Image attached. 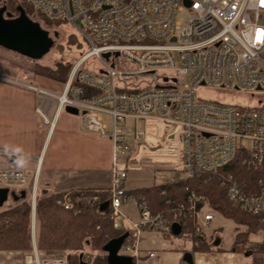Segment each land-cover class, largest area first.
Wrapping results in <instances>:
<instances>
[{"label": "built area", "instance_id": "obj_1", "mask_svg": "<svg viewBox=\"0 0 264 264\" xmlns=\"http://www.w3.org/2000/svg\"><path fill=\"white\" fill-rule=\"evenodd\" d=\"M5 1L27 3L48 21L83 33L89 50L73 61L60 93L18 83L35 93V113L49 128L68 105L78 110L85 131L110 140L115 217L123 204H132L138 218L130 228L137 232L172 233L176 223L181 231L202 235L213 214L195 190L185 187L183 201L167 199V210L155 211L146 196L123 187L130 171H180L204 182L216 178L231 206L264 225V179L247 182L238 173L240 167L264 168V100L247 106L195 93L198 85L264 90V0H0ZM90 58L96 64L85 67ZM28 184L24 171L0 167V188H8V198ZM35 196L33 181L34 256H25V263L68 264V255L37 254ZM122 249L127 254L132 247Z\"/></svg>", "mask_w": 264, "mask_h": 264}, {"label": "trees", "instance_id": "obj_2", "mask_svg": "<svg viewBox=\"0 0 264 264\" xmlns=\"http://www.w3.org/2000/svg\"><path fill=\"white\" fill-rule=\"evenodd\" d=\"M6 12L12 16L18 14L20 6L26 15L35 18L46 29L58 26L59 22H51L37 13L31 5L12 1L1 2ZM69 42H75L74 35L69 37ZM78 58V57H77ZM73 62L56 61L51 66L37 63L35 70L54 80L65 83ZM236 158L232 165H238ZM239 175L244 181L255 182L264 179V168L260 170H247L239 168ZM205 177L194 176L180 179L173 183L152 185L129 190L130 193L146 196L151 208L155 211L167 210V199L183 201L186 197L185 187L195 190L198 195L206 198L210 209L219 212L226 218L232 219L237 224L246 227L244 231L235 234L232 250L240 252L248 243L250 234L258 230L264 231L257 216L242 212L231 206L226 191L219 185L216 178L212 177L206 182ZM31 191L32 182L28 186L14 192L13 204L5 203L0 209V250L22 251L33 253L31 230ZM111 190L108 188H76L69 191L42 194L40 187H36L35 196V247L39 254L68 251V264H78L80 255L88 264H108L107 254L103 246L111 239L124 236L123 246L133 247L136 241L135 230L121 226L112 213L110 206ZM65 205L67 207H65ZM171 234V233H167ZM172 235V234H171ZM178 236H187L191 242V250L199 252L213 251L203 235L192 231L185 232L184 228ZM93 254L86 257L85 250ZM256 252H264V241Z\"/></svg>", "mask_w": 264, "mask_h": 264}, {"label": "rangeland", "instance_id": "obj_3", "mask_svg": "<svg viewBox=\"0 0 264 264\" xmlns=\"http://www.w3.org/2000/svg\"><path fill=\"white\" fill-rule=\"evenodd\" d=\"M0 2V7H1ZM6 13V12H5ZM33 19V18H31ZM34 20V19H33ZM36 21V20H35ZM46 29V28H44ZM48 31H55L57 35L52 36L53 44L51 49L40 59H31L22 56L16 52L7 50L0 47V148H5L10 144L17 143L13 138L16 135L28 133L29 128H33L36 132L44 134L43 130L48 127V124L44 121V118L29 112V103H27V109L19 105V101L29 99V96H33V108L37 103L35 93L27 89L23 84L19 83H31L33 85L40 86L48 91L54 93H60L63 85L46 75H42L35 70L37 63L46 66H51L56 61L60 62H73L80 54L89 50V45L81 32L76 26L68 23H60L58 26L47 29ZM74 35L75 42H69V37ZM94 58H90L85 64V67L92 68L95 65ZM19 82V83H18ZM196 96L199 99L219 101L228 104H240L247 106H256L260 101L264 100V90L255 91H239L231 88L212 87L209 85H198L195 87ZM21 97V99H19ZM18 98V99H17ZM22 104V103H21ZM24 106V105H23ZM54 108L49 116L51 119ZM80 119V115H72L64 110L61 116L56 121V130L50 141L48 147L46 161L59 163L61 165L66 164H80L88 166L94 164V161L88 160V156L91 154V143L86 136H74L69 132L75 130L77 133V120ZM104 122L107 126H110L111 119L109 116H104ZM35 135V134H34ZM104 139H107L103 137ZM39 137L36 136L33 145L27 144L29 149L35 150L38 147ZM8 148V147H6ZM67 154H74L71 162L67 161ZM11 153L9 151L0 152V167L15 168L28 173L30 169L28 166H18L19 161H10ZM84 155L85 159L77 158L76 156ZM18 159H25L18 156ZM31 163V162H27ZM185 174L180 171H130L128 172L124 181L123 187L126 189H136L152 185L165 184L169 180L183 179ZM15 186L14 188H16ZM42 191V188H40ZM42 193V192H41ZM13 204V199L10 196L5 205ZM209 206L205 205V208ZM213 214V220L211 224L203 229L202 235L209 242L210 246L216 248L213 251H207L212 254V258L219 259L218 264H264V252H256L255 249L264 241V231L258 230L255 234H250L248 243L244 250L237 252L232 250L235 234L246 229L245 226L237 224L232 219L226 218L219 212L209 209ZM119 220L123 223L124 228H130L131 223L137 221V212L132 204H123L120 209ZM150 232L151 239L166 240L169 243L180 242L188 248L190 242L187 236H174L171 234H163L155 232L150 229H141L138 232L135 231L136 241L143 236L142 231ZM142 232V235L140 234ZM135 241V242H136ZM90 253L91 250H85ZM13 251L0 250V259L8 260L6 253ZM19 252V256L25 258L29 253ZM85 252V253H86ZM121 252H124L121 250ZM84 253V254H85ZM33 254V253H32ZM71 252L61 251L53 252L50 254L42 253L39 255L41 258H51L53 255H69ZM93 254V252H92ZM236 256L233 257L232 255ZM34 256V255H33ZM11 258V256H10Z\"/></svg>", "mask_w": 264, "mask_h": 264}, {"label": "crops", "instance_id": "obj_4", "mask_svg": "<svg viewBox=\"0 0 264 264\" xmlns=\"http://www.w3.org/2000/svg\"><path fill=\"white\" fill-rule=\"evenodd\" d=\"M18 99V98H17ZM21 99V97H19ZM19 105L27 109V103H29V112L33 111V96H29L26 99L20 100ZM22 103V104H21ZM24 105V106H23ZM35 112V111H33ZM62 113V112H61ZM61 113L59 116H61ZM36 114V113H34ZM70 114V113H69ZM73 115V114H72ZM58 116V118H59ZM57 118V119H58ZM80 119L77 120V133L75 130H70L68 133L77 136H86L91 143V154L88 156V160L94 161V164L83 166L80 164H66L61 165L59 163L46 161V155L50 141L55 133L56 124L53 128L46 127L43 130V135L36 132L33 128L28 129V133L16 135L13 140L17 143L10 144L1 148L2 152L9 151L11 157L10 161L20 160L18 166H28L30 170L27 174L29 176V182H35L36 187L42 188V194H51L59 191H69L76 188H108L111 186V170H112V145L110 140L104 139L98 136L94 132L85 131L81 127ZM35 134V135H34ZM36 136L39 137V145L35 150L29 149L27 144L33 145ZM106 138V137H105ZM8 147V148H6ZM74 154H67V161L71 162ZM18 156L29 159H18ZM75 156V155H74ZM77 158L85 159L86 156L80 155ZM31 162V163H27ZM117 220L121 226L123 223L117 217ZM124 227V226H123ZM143 236L135 242L131 251L127 254L133 256L136 264H218L219 259L212 258V254L207 252L192 251L188 243V248L184 244L177 242L175 244L161 239H151L150 232L142 231ZM142 232L140 234L142 235ZM174 235L173 233H171ZM178 236V235H174ZM124 251V249H122ZM124 253V252H122ZM154 255L151 256L150 254ZM19 252L13 251L6 253L8 260L0 259V264H26L23 257H20ZM38 256L41 255L38 253ZM33 255V254H31ZM11 256V258H10ZM27 256V255H26ZM233 257L236 255L233 254Z\"/></svg>", "mask_w": 264, "mask_h": 264}, {"label": "water", "instance_id": "obj_5", "mask_svg": "<svg viewBox=\"0 0 264 264\" xmlns=\"http://www.w3.org/2000/svg\"><path fill=\"white\" fill-rule=\"evenodd\" d=\"M5 7H0V47L16 52L31 59H40L51 49L53 44L52 36L57 35L55 31L44 29L37 21L26 15L24 10L18 6L16 16L6 12ZM118 55V52L115 53ZM105 58L108 53L103 54ZM64 111L73 115L78 110L72 106H65ZM14 159V156L11 157ZM14 197V194L11 193ZM15 198V197H14ZM8 199V188H0V206ZM181 229L178 224L172 225V233L178 235ZM124 236L111 239L103 246L107 254L108 264H136L133 256L121 252ZM78 264H88L82 260L80 255Z\"/></svg>", "mask_w": 264, "mask_h": 264}, {"label": "snow or ice", "instance_id": "obj_6", "mask_svg": "<svg viewBox=\"0 0 264 264\" xmlns=\"http://www.w3.org/2000/svg\"><path fill=\"white\" fill-rule=\"evenodd\" d=\"M260 35H262V33L258 31V38L260 37Z\"/></svg>", "mask_w": 264, "mask_h": 264}]
</instances>
